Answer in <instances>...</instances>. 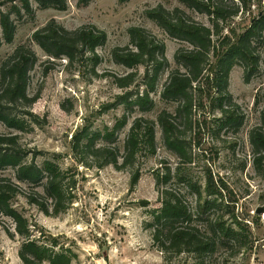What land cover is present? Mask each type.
<instances>
[{"label": "rangeland", "instance_id": "rangeland-1", "mask_svg": "<svg viewBox=\"0 0 264 264\" xmlns=\"http://www.w3.org/2000/svg\"><path fill=\"white\" fill-rule=\"evenodd\" d=\"M29 2L32 12L27 14L21 9L20 16L11 12L13 4L21 7L20 2L1 7V11L10 13L16 32L11 43H2L0 62L23 44L35 52L38 61L30 72L29 92L39 94L31 107L39 123L30 125L26 133H20L21 141L28 149L40 152L39 165L46 159L54 161L66 174L65 184L73 185L70 189L72 199L66 200L65 210L56 215L51 214L52 205L49 206V215H45L36 206L28 204L23 195L13 201V207L28 220L35 237L41 232L56 237L59 246L71 250L75 256L71 264H264V213H255L258 208H264V161L262 169H256L249 144V133L261 126L260 111L264 109V102L257 107L254 105L257 92L264 88V31L258 50L257 75L246 83L243 69L235 66L228 76L229 94L244 115L243 125L237 131L223 129L218 132L217 112L196 111L193 112L192 126L183 125L191 148L189 163H180V159L166 150L160 128L156 126L154 153L143 149L133 166L120 170L112 165L98 168L90 161L83 164L73 158L71 140L77 132L84 127H88L86 134L104 132L105 128L112 129L125 114L127 124L116 137V145L122 155L123 141L135 118L156 120L161 110L173 112L176 106L162 101L160 92L172 70L184 71L174 59L181 43L169 37L148 18L147 13L157 6L168 11L179 8L195 22L207 27H211V22L206 15L187 9L180 0H130L126 3L90 0L86 7H78V0H66L67 8L63 11L42 9L36 0ZM263 9L264 1L260 4L254 2L248 12L228 23L241 29ZM50 20H55L66 30L90 25L106 34V43L97 48L100 63L95 69L96 75L89 64H69L66 58H49L33 41V34ZM132 27L146 29L162 43L168 61V67L159 74L155 93L151 94L156 106L148 113L138 109L129 111L120 104L108 107V104H114L116 95L125 92L113 85L112 76L130 72L113 61L111 51L129 45L128 30ZM133 71H137V80L128 90L143 92L141 77L145 68L141 66ZM9 132L12 131L0 123V133ZM177 165L189 181L203 185L209 173L227 187L224 201L230 204L231 210L245 218L246 234L252 242L249 249L234 258H228L223 248L217 249L212 256L200 258L185 253L165 255L154 247L147 225L152 222L151 210L160 206L161 187L156 178L162 177L168 168L173 171ZM137 170L139 180L131 186L132 175ZM0 175L18 183L11 168L0 170ZM19 185L22 190L29 191L26 184ZM162 186L167 189L173 186L184 195L185 204L191 210L195 209L196 196L189 194L183 183L171 179ZM213 216L212 213L210 218ZM227 222L230 223L231 219ZM195 224L205 228L204 222L196 220ZM23 240L15 233L13 222L0 213V264H23L19 258Z\"/></svg>", "mask_w": 264, "mask_h": 264}, {"label": "trees", "instance_id": "trees-1", "mask_svg": "<svg viewBox=\"0 0 264 264\" xmlns=\"http://www.w3.org/2000/svg\"><path fill=\"white\" fill-rule=\"evenodd\" d=\"M126 3L130 0H119ZM264 0H180L189 10L206 15L211 27L195 22L179 8L172 11L162 6L147 13L148 18L160 27L169 37L181 43L174 59L180 69L172 70L160 92L162 101L176 104L173 112L161 110L156 120L135 118L123 141V153L120 155L116 145L117 133L127 124L124 114L112 129L104 132L86 134L88 127L77 132L71 140V152L78 163L103 168L112 165L117 170L134 165L138 153L146 149L155 152L156 126H159L163 146L180 159L184 165L191 160L189 140L185 130L193 123V112L219 114L215 120L218 132L227 129L237 131L244 122L241 112L228 91V76L231 69L239 66L243 69L244 81L249 83L259 71L258 50L262 45L261 33L264 31V11L251 18L248 25L241 29L232 27L228 22L250 10L254 2ZM20 2L21 7L13 4L11 12L20 16L21 9L27 14L32 12L29 0H0V47L3 42L11 43L16 26L10 13L1 11L7 3ZM42 9L54 8L63 11L66 0H36ZM90 0H78V7H86ZM238 3V4H237ZM264 10V9H263ZM129 45L116 47L111 51L113 61L130 72L122 76H112L113 85L123 94L115 96L114 104L124 105L132 111L138 109L148 113L156 102L151 94L155 93L160 72L168 67L164 45L156 40L146 29L132 27L128 30ZM33 41L51 59L66 58L69 64H89L94 75L100 63L97 48L106 43V34L95 26H82L70 31L55 20L33 34ZM38 58L28 45L18 46L12 54L0 62V123L8 130L0 133V170H14L12 178L0 175V213L14 224L15 233L24 242L19 251L23 264H71L75 258L71 250L59 246L52 235L41 232L37 238L31 230L28 220L13 207V201L23 195L28 204L36 206L45 215H49L52 205L56 215L65 210L64 203L72 199L66 185V174L51 160L37 163L40 152L28 149L21 141L20 133H26L30 125H37L39 119L31 111L39 94H30V72ZM145 71L141 85L143 92L129 91L137 80L138 67ZM139 85V86H141ZM137 86V88L139 87ZM128 90V91H126ZM264 102V88L260 89L254 105ZM261 126L249 133V144L253 163L261 170L264 161V109L260 111ZM100 141V144L98 142ZM200 149V144H196ZM87 159V160H85ZM160 182V206L151 210L152 222L147 225L151 230L153 245L165 255L182 253L196 257L212 256L217 249L223 248L228 258H234L252 246L247 237V223L230 204L224 201L227 187L215 180L209 173L203 185L187 180L179 165L172 171L167 169ZM171 179L183 183L187 192L196 196L195 209L185 204L181 195L173 186L165 188ZM139 171L131 178V186L137 184ZM20 183L28 186L24 191ZM42 191L38 192L37 189ZM227 191V190H226ZM50 201V202H49ZM214 214L211 219V214ZM227 219H231L228 223ZM204 222L205 228L197 226L196 220ZM169 256V257H171Z\"/></svg>", "mask_w": 264, "mask_h": 264}, {"label": "water", "instance_id": "water-1", "mask_svg": "<svg viewBox=\"0 0 264 264\" xmlns=\"http://www.w3.org/2000/svg\"><path fill=\"white\" fill-rule=\"evenodd\" d=\"M256 215H261L264 213V208H258L256 211H255Z\"/></svg>", "mask_w": 264, "mask_h": 264}]
</instances>
